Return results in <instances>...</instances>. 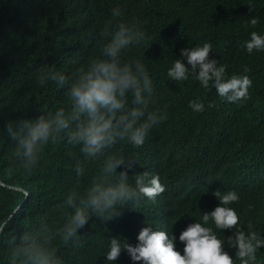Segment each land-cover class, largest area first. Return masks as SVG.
<instances>
[{
  "label": "trees",
  "instance_id": "trees-1",
  "mask_svg": "<svg viewBox=\"0 0 264 264\" xmlns=\"http://www.w3.org/2000/svg\"><path fill=\"white\" fill-rule=\"evenodd\" d=\"M115 2L0 0V114L30 116L53 100L62 104L63 90L54 84L35 86L36 70L48 64L68 72L86 61L96 51L99 28ZM119 2L125 18L140 22L146 33L140 49L128 55L142 58L153 78L157 103L166 104L168 113L141 147H120L136 161L130 176L143 170L158 174L165 191L155 200L123 209L114 220L97 218L95 224H86L78 230L82 234L78 245H57L58 253L66 264H103L104 237L119 235L134 244L144 222L160 227L178 219L173 225L178 235L193 218L199 219L200 211H210L218 203L212 195L217 189H235L240 201L234 207L264 231V51L248 54L242 47L250 31L264 32V0ZM249 5L259 17L255 26L247 24ZM205 41L212 45L210 57L223 63L229 75L245 74L247 69L252 85L242 104L221 101L214 88L205 91L191 78L167 81L166 68L179 50ZM190 99L203 100L204 111L192 112L187 106ZM69 151L75 149L64 145L47 149L41 163L44 171L35 174L10 171L4 162L8 150L0 153V218L18 209L10 227L23 230L62 199L71 187ZM258 257L264 264V252L258 251ZM6 261L7 251L0 248V264ZM116 264L131 262L122 251Z\"/></svg>",
  "mask_w": 264,
  "mask_h": 264
},
{
  "label": "clouds",
  "instance_id": "clouds-1",
  "mask_svg": "<svg viewBox=\"0 0 264 264\" xmlns=\"http://www.w3.org/2000/svg\"><path fill=\"white\" fill-rule=\"evenodd\" d=\"M248 9L252 14L247 24L255 26L259 17L251 5ZM145 39L140 22L126 19L117 0L99 28L96 51L86 61L68 72L48 64L36 70L35 86L54 84L63 90L62 104L53 100L30 116L0 114V153L8 150L4 162L10 171H44L41 163L47 149L59 145L75 149L69 151L71 187L50 211L20 231L10 227L18 209L0 218L6 264H66L57 245L75 248L82 235L78 230L86 224H95L97 218L114 220L123 209L155 200L165 191L158 174L143 170L130 176L135 159L120 147H141L150 131L168 118L167 105L157 103L149 69L142 58L128 55ZM242 47L248 54L264 51V32L250 31ZM146 48L141 49L144 57ZM210 52L207 41L182 47L166 68L167 81L191 78L205 91L214 88L221 101L242 104L252 85L247 69L245 74L229 75ZM187 106L194 113L205 109L201 99H190ZM207 106L212 107L211 102ZM212 195L218 203L210 211H200L199 219L192 217L178 235L173 232L177 219L160 227L144 222L134 244L119 235L104 237L103 264H116L122 251L131 264H261L258 251L264 252V231L234 207L240 201L238 192L217 189ZM247 207L252 209L251 204Z\"/></svg>",
  "mask_w": 264,
  "mask_h": 264
},
{
  "label": "water",
  "instance_id": "water-1",
  "mask_svg": "<svg viewBox=\"0 0 264 264\" xmlns=\"http://www.w3.org/2000/svg\"><path fill=\"white\" fill-rule=\"evenodd\" d=\"M1 184V183H0Z\"/></svg>",
  "mask_w": 264,
  "mask_h": 264
}]
</instances>
